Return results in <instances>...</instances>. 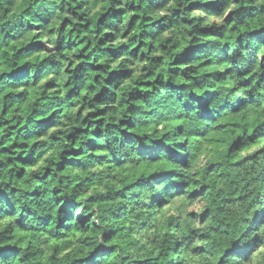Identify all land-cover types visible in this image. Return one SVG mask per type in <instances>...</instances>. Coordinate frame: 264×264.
Here are the masks:
<instances>
[{
  "label": "trees",
  "instance_id": "1",
  "mask_svg": "<svg viewBox=\"0 0 264 264\" xmlns=\"http://www.w3.org/2000/svg\"><path fill=\"white\" fill-rule=\"evenodd\" d=\"M0 264H264V0H0Z\"/></svg>",
  "mask_w": 264,
  "mask_h": 264
},
{
  "label": "rangeland",
  "instance_id": "2",
  "mask_svg": "<svg viewBox=\"0 0 264 264\" xmlns=\"http://www.w3.org/2000/svg\"><path fill=\"white\" fill-rule=\"evenodd\" d=\"M201 162H203V161H201ZM202 164V163H201ZM202 205V203L201 202H195V204H192V205H190L189 207H188V210H192V211H196L197 210V208H199L200 206Z\"/></svg>",
  "mask_w": 264,
  "mask_h": 264
},
{
  "label": "water",
  "instance_id": "3",
  "mask_svg": "<svg viewBox=\"0 0 264 264\" xmlns=\"http://www.w3.org/2000/svg\"><path fill=\"white\" fill-rule=\"evenodd\" d=\"M171 139H173V137H171Z\"/></svg>",
  "mask_w": 264,
  "mask_h": 264
}]
</instances>
